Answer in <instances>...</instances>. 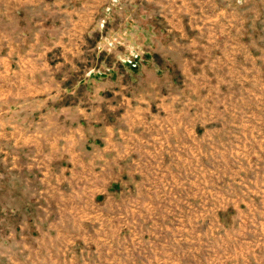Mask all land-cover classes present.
I'll use <instances>...</instances> for the list:
<instances>
[{
	"label": "rangeland",
	"instance_id": "obj_1",
	"mask_svg": "<svg viewBox=\"0 0 264 264\" xmlns=\"http://www.w3.org/2000/svg\"><path fill=\"white\" fill-rule=\"evenodd\" d=\"M0 264H264V0H0Z\"/></svg>",
	"mask_w": 264,
	"mask_h": 264
}]
</instances>
